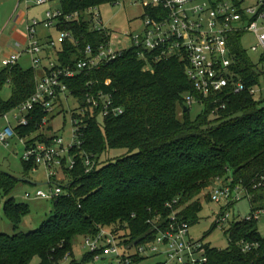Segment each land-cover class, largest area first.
Wrapping results in <instances>:
<instances>
[{"label":"trees","instance_id":"16d2710c","mask_svg":"<svg viewBox=\"0 0 264 264\" xmlns=\"http://www.w3.org/2000/svg\"><path fill=\"white\" fill-rule=\"evenodd\" d=\"M121 1L124 0H58L65 14ZM60 29L70 31L79 41L76 47L70 42L62 45L63 64L81 58L80 50L86 44L97 46L102 40V35L89 30L87 22L62 23ZM233 52L236 61L232 69L247 89L223 95V108L220 102L203 100L195 92L185 72L186 61L155 60L151 53H145L143 58L134 48L99 70L66 80L82 107L86 106L87 83L99 81V85L93 84L96 89L109 79L114 104L123 113L102 117L96 110L94 117H85L81 143L70 150L75 165L64 168L68 180L67 186L60 184L64 194L52 200L51 216L34 230L18 232L30 212L29 205L10 196L19 181L0 173L3 213L14 231L0 233V264H32L36 258L39 261L35 264H59L73 256L76 237L95 239L104 230L120 247L134 248L132 262L137 264L144 259L137 248L157 234L151 222L160 215L162 221L157 225L166 224L165 217L171 212L167 203L177 199L174 209L191 227L202 209L200 194L215 178L229 173L234 182L243 186L250 215L264 210V99L248 92L259 82L258 74L254 58L237 38ZM147 65L148 70H144ZM5 85H9L11 95L8 100L0 99V115L33 94L34 72L20 63L5 67L0 70V91ZM186 94L201 98L198 104L203 110L195 118L190 116L191 106L184 103ZM33 116L27 126H19L16 131L22 137L34 135L28 145L51 144L55 137L50 133L51 126L45 128L46 133L39 129L47 113L38 109ZM118 151L124 152L110 156ZM86 158L93 163L87 172ZM21 161L26 176L37 168L33 162ZM217 226L215 222L211 230ZM224 233L228 241L225 249L205 245V264H264V236L258 232L257 218L233 220ZM245 244L254 245L244 249ZM101 253V249L88 251L80 262L71 264L92 261Z\"/></svg>","mask_w":264,"mask_h":264},{"label":"built area","instance_id":"2783aa9c","mask_svg":"<svg viewBox=\"0 0 264 264\" xmlns=\"http://www.w3.org/2000/svg\"><path fill=\"white\" fill-rule=\"evenodd\" d=\"M131 1L141 7L144 14L141 31L127 35L129 41L126 42L130 43L128 48H124L122 40L103 25L98 7L88 8L83 13L70 14H65L62 10L54 12L48 10L42 22L33 20L27 24L26 47L23 48L16 41L15 49L8 51L2 60V66L5 68L27 56L31 64L30 68L34 72L35 89L26 101L0 115V118L6 121V125L0 129V143L8 145L10 139H18L24 146L22 160L33 162L36 167L43 166L48 172L50 182L56 179L57 172L74 167L75 160L70 150L81 143L85 117H94L96 110H100L99 114L102 117H116L123 113L122 108L114 104L109 79L103 82V87L96 89L92 88L93 84L99 85V81L87 83L89 88L85 94L86 106L82 107L79 105V98L67 86L66 80H74L82 73L99 70L103 65L132 48L139 50L143 58L145 53H151L155 60L177 58L186 61L185 72L195 92L203 100L220 102V107L223 108L224 104L220 101L223 95L237 94L247 89L244 81L232 69L236 61L233 42L237 38L248 53L258 56L257 59L254 58V64L259 82L248 88V92L255 97H260L264 92L262 85L264 84V0ZM46 2V0H36L35 3L43 5ZM21 21L22 17L17 16L15 22L18 24ZM70 22L78 25L87 22L89 30L102 35V40L97 46L86 44L80 50L81 58L63 64L61 63V57L64 55L62 45L65 42H70L75 47L79 44L70 31L60 29L62 23ZM39 26L45 29L56 28L59 31L57 40L50 36L39 38L37 35ZM246 34L253 35L255 39L250 47H247L244 41ZM148 67L149 65L144 70H148ZM70 98L78 102V107L71 114L73 142L65 146L64 140L54 134L53 126L49 125V122L65 105H68ZM200 99L192 94H186L184 103L186 106H191L200 102ZM38 109L47 113L39 124L40 131H44L49 125L52 128L50 133L55 137L51 144L37 142L28 145L27 142L34 135L22 137L16 128L27 126L34 118L33 112ZM9 113H12L13 124L9 120ZM64 159H66L65 163ZM85 165L86 172L93 167L89 158L85 159ZM215 181L207 188L208 196L211 202L224 205L216 221L218 226H223L230 218L228 210L239 202L246 192L231 176L225 181L222 177H217ZM49 188L48 191L38 188L34 193L25 192L24 195L26 198L54 200L64 194L63 186L58 183L55 187L49 183ZM177 203L178 200L175 199L166 204L171 212L165 217L164 227L157 225V221H162L160 215L151 222L157 234L152 240L139 246L137 253L141 257L150 253L160 255L163 261L159 264H205L207 243L190 238L189 223L183 220L184 217H179V210L174 209ZM260 211L244 219L257 218ZM252 245L245 244L244 249H249ZM82 247L92 253L101 249L102 253L94 256V259H99L100 256H112L115 259L114 264H134L128 248L120 247L113 235L107 231H102L95 239L86 237Z\"/></svg>","mask_w":264,"mask_h":264},{"label":"rangeland","instance_id":"374dc122","mask_svg":"<svg viewBox=\"0 0 264 264\" xmlns=\"http://www.w3.org/2000/svg\"><path fill=\"white\" fill-rule=\"evenodd\" d=\"M46 4L36 5V0H0V70L3 69L2 60L5 54L8 53L11 49H15V43L18 41L23 48L26 47V26L28 23H31L33 20L42 22L45 19V12L48 10L55 11L61 10L58 0H46ZM100 16L103 22V25L114 32L117 38L122 40L124 48H128L129 44L126 41H129L127 35L137 34L141 31L143 22V9L137 5H134L131 0H124L118 4H105L98 8ZM17 16L22 17L20 23H16L15 19ZM37 35L39 38L43 39L44 37H52L57 40L59 36V31L56 28L45 29L42 26L37 27ZM244 41L247 47H250L255 39L253 35L246 34ZM253 58L257 59V55H252ZM23 68L31 67L29 61L25 59L19 61ZM264 85V84H262ZM11 95V90L9 85L3 86L0 91V99L8 100ZM262 99H264V92L261 93ZM261 105H264L262 103ZM78 107V102L73 98L69 99L68 105L54 116L53 120L49 122V125H52L53 132L62 137L64 140L65 146L70 145L73 142L72 139V111ZM203 110L202 106L198 103L192 104L190 107V116L195 118ZM9 120L13 124L12 113L8 115ZM6 125V121L3 118H0V129ZM46 133V130L44 131ZM52 133V132H51ZM124 151H118L114 154L110 153V156L115 154H122ZM24 153V146L16 138L10 139L8 145H3L0 143V163L6 160L9 164V169L14 173H23L22 167V156ZM231 174L222 177V180H227ZM32 181L39 183L38 186L30 185L26 182H18L15 189L10 194L11 197H14L16 202L27 203L29 205L30 212L23 219L18 232H28L38 228L41 223L51 216L53 211V204L51 199L43 198H26L24 193L30 192L34 193L38 188L44 191H48L49 183L52 187H55V184H61L67 186L68 180L66 178V173L64 169L57 172L55 181H49L48 172L43 166H37L34 170L30 171L28 176ZM224 178V179H223ZM216 179V178H215ZM215 179L213 183H215ZM215 181V182H214ZM212 183V184H213ZM211 184V185H212ZM208 190H204L200 196L199 201L201 202L202 209L197 214L198 221L194 223L189 229L190 238L197 241L203 238V241L207 244H210L212 247L225 249L228 245L227 238L225 236V230L229 226V222H232L234 219L242 220L250 216V202L247 197H242V199L235 203L233 207L228 210L230 215L229 221L223 226H217L215 229L211 230L212 225L217 221V216L221 211V207L224 205H219L211 202L208 197ZM3 203L4 199L0 200V233L13 234L12 224L8 221L3 213ZM258 222V232L260 235L264 236V210L260 211L257 216ZM208 233V231H210ZM105 232L108 230H104ZM109 232V231H108ZM124 232L120 233L122 236ZM81 236L76 237L73 244V256L64 258L59 264H71L72 261L80 262L83 255H85L88 250L83 249L81 246L82 243ZM124 248H128L126 245ZM128 253L132 254L134 248H128ZM135 251V250H134ZM39 261L36 258L32 264H35ZM163 261V257L160 255H154L150 253L145 256L144 259L140 260L137 264H159ZM115 259L112 256L100 257L99 259H94L92 261L80 264H114Z\"/></svg>","mask_w":264,"mask_h":264},{"label":"water","instance_id":"95a60500","mask_svg":"<svg viewBox=\"0 0 264 264\" xmlns=\"http://www.w3.org/2000/svg\"><path fill=\"white\" fill-rule=\"evenodd\" d=\"M0 173L5 174L7 176H10L19 182H26L29 184H33L35 186H38L39 183H36L32 181L30 178H28L24 173H14L9 169V164L6 160L0 163Z\"/></svg>","mask_w":264,"mask_h":264},{"label":"crops","instance_id":"0c3cea01","mask_svg":"<svg viewBox=\"0 0 264 264\" xmlns=\"http://www.w3.org/2000/svg\"><path fill=\"white\" fill-rule=\"evenodd\" d=\"M23 59H25L26 61H29V59H28L27 56H23V57H22V60H23ZM19 61H21V59H20ZM19 61H18V63H19ZM29 68H30V67H29Z\"/></svg>","mask_w":264,"mask_h":264}]
</instances>
